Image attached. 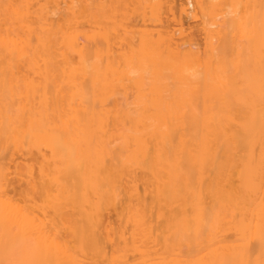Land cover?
Listing matches in <instances>:
<instances>
[{"label": "bare ground", "instance_id": "6f19581e", "mask_svg": "<svg viewBox=\"0 0 264 264\" xmlns=\"http://www.w3.org/2000/svg\"><path fill=\"white\" fill-rule=\"evenodd\" d=\"M9 262L264 264V0H0Z\"/></svg>", "mask_w": 264, "mask_h": 264}, {"label": "rangeland", "instance_id": "374dc122", "mask_svg": "<svg viewBox=\"0 0 264 264\" xmlns=\"http://www.w3.org/2000/svg\"><path fill=\"white\" fill-rule=\"evenodd\" d=\"M197 24H198V21H193L191 19L184 18V25L183 26L185 29L195 28V27H197ZM111 215H112V212H111ZM111 215L109 214V216H111Z\"/></svg>", "mask_w": 264, "mask_h": 264}, {"label": "snow or ice", "instance_id": "6c2138e0", "mask_svg": "<svg viewBox=\"0 0 264 264\" xmlns=\"http://www.w3.org/2000/svg\"><path fill=\"white\" fill-rule=\"evenodd\" d=\"M12 7L11 5L6 6V8ZM9 264H13V262H9ZM16 264H22V262H16Z\"/></svg>", "mask_w": 264, "mask_h": 264}]
</instances>
